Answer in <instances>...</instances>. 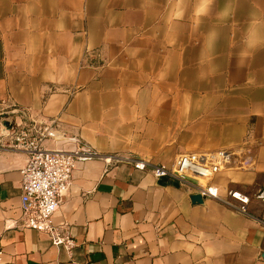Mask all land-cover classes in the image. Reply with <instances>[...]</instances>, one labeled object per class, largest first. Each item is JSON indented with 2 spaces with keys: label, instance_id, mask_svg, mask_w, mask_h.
<instances>
[{
  "label": "crops",
  "instance_id": "obj_1",
  "mask_svg": "<svg viewBox=\"0 0 264 264\" xmlns=\"http://www.w3.org/2000/svg\"><path fill=\"white\" fill-rule=\"evenodd\" d=\"M32 126L94 156L61 198L58 246L23 227L9 135ZM216 151L235 157L207 186L248 196L249 215L134 163ZM263 188L264 0H0V264H264Z\"/></svg>",
  "mask_w": 264,
  "mask_h": 264
},
{
  "label": "built area",
  "instance_id": "obj_2",
  "mask_svg": "<svg viewBox=\"0 0 264 264\" xmlns=\"http://www.w3.org/2000/svg\"><path fill=\"white\" fill-rule=\"evenodd\" d=\"M36 125V124H35ZM36 126L23 127L10 133L13 148L27 155V164L22 171V222L26 229L50 234L55 245L64 240L57 235L53 218L61 206V198L69 190L78 162L93 159V153L83 148L75 151H50L44 147L47 137ZM58 139V137H55ZM235 155L227 151L208 153H185L170 165H155L151 162L134 161L140 171L149 170L158 180L167 177L180 185L189 181L198 184L203 196L213 198L227 207L249 215L251 199L241 192L229 191L226 197L218 190L203 186L201 181L210 182L233 161ZM260 205L259 222L264 225V188L255 197Z\"/></svg>",
  "mask_w": 264,
  "mask_h": 264
},
{
  "label": "water",
  "instance_id": "obj_3",
  "mask_svg": "<svg viewBox=\"0 0 264 264\" xmlns=\"http://www.w3.org/2000/svg\"><path fill=\"white\" fill-rule=\"evenodd\" d=\"M5 128L8 131H12L15 129V126H13V124H10L9 122H6L4 124ZM158 186L160 187H168V186H173L176 188H180V184L178 182H173L171 179L164 177V178H160L158 179ZM206 196H203L201 193L195 194L191 197V200L193 202V204H204L205 200H206Z\"/></svg>",
  "mask_w": 264,
  "mask_h": 264
},
{
  "label": "rangeland",
  "instance_id": "obj_4",
  "mask_svg": "<svg viewBox=\"0 0 264 264\" xmlns=\"http://www.w3.org/2000/svg\"><path fill=\"white\" fill-rule=\"evenodd\" d=\"M201 184H202L203 186H206V185H207V182H205V181H201Z\"/></svg>",
  "mask_w": 264,
  "mask_h": 264
}]
</instances>
